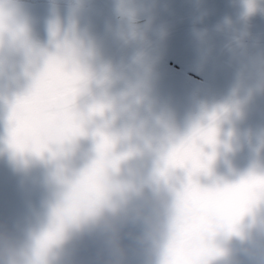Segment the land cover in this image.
<instances>
[{
  "label": "flooded vegetation",
  "instance_id": "obj_1",
  "mask_svg": "<svg viewBox=\"0 0 264 264\" xmlns=\"http://www.w3.org/2000/svg\"><path fill=\"white\" fill-rule=\"evenodd\" d=\"M0 11L43 53L30 81L20 40L0 36V236L47 235L63 191L107 137L144 171L157 160L174 170L176 196L202 210L199 242L172 264H203L209 249V264H261V191L234 230L231 215L238 186L264 162V0H0ZM25 91L31 115L10 125ZM211 126L214 147L204 139ZM219 228L230 232L220 245ZM141 235L122 231L125 264H158ZM114 259L103 237L83 230L62 264Z\"/></svg>",
  "mask_w": 264,
  "mask_h": 264
},
{
  "label": "clouds",
  "instance_id": "obj_2",
  "mask_svg": "<svg viewBox=\"0 0 264 264\" xmlns=\"http://www.w3.org/2000/svg\"><path fill=\"white\" fill-rule=\"evenodd\" d=\"M0 26V36L20 40L27 58L25 71L33 81L43 53L23 38L10 11H0ZM68 51L71 55V45ZM25 95L26 91L16 96L10 108ZM30 115V110L23 108L19 118L25 120ZM85 123L103 127L91 116ZM136 163L99 144L89 172L63 191L48 222L47 235L28 236L19 243L0 236V264H62L65 245L83 230L104 238L115 257L113 264H125L121 233L129 225L142 229L143 243L159 249L158 264H172L178 249L199 242L196 227L202 210L176 196L174 170L159 160L147 171ZM229 234L219 228L216 243L220 245Z\"/></svg>",
  "mask_w": 264,
  "mask_h": 264
},
{
  "label": "snow or ice",
  "instance_id": "obj_3",
  "mask_svg": "<svg viewBox=\"0 0 264 264\" xmlns=\"http://www.w3.org/2000/svg\"><path fill=\"white\" fill-rule=\"evenodd\" d=\"M28 97L17 98V102L12 106L10 115H9V124L14 125L16 124L20 118L19 114L21 110L25 107L28 103ZM213 120L216 119L214 116ZM217 134V129L215 126H211L206 134L204 135L205 142L208 143L210 146H215V136ZM10 147H19L20 146V136H19V129L18 128H11L10 130ZM104 144L106 146L108 143V138L104 137ZM257 185L264 187V178H255L253 177L251 180L244 181L241 185L237 188V193L243 194L242 196L238 197L236 206L231 215V227L234 230L235 225L239 223L240 219L251 212L252 208L259 202V197L253 195L254 191L256 190ZM214 250L209 249L207 252V258L204 260L203 264H209V260L214 255Z\"/></svg>",
  "mask_w": 264,
  "mask_h": 264
},
{
  "label": "water",
  "instance_id": "obj_4",
  "mask_svg": "<svg viewBox=\"0 0 264 264\" xmlns=\"http://www.w3.org/2000/svg\"><path fill=\"white\" fill-rule=\"evenodd\" d=\"M258 173V172H257ZM255 173V178H258L259 176H261L260 178H264V162L261 163V174H257ZM253 177L250 176V178L248 180H251ZM256 189L258 191H261V200L259 205L261 206V215L264 218V187H261V189L259 187H256ZM261 217V223L264 222V219ZM263 260H264V243L261 242V264H263Z\"/></svg>",
  "mask_w": 264,
  "mask_h": 264
}]
</instances>
